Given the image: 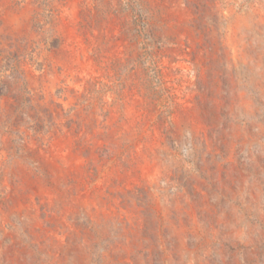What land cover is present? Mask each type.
Listing matches in <instances>:
<instances>
[{
    "label": "rangeland",
    "instance_id": "rangeland-1",
    "mask_svg": "<svg viewBox=\"0 0 264 264\" xmlns=\"http://www.w3.org/2000/svg\"><path fill=\"white\" fill-rule=\"evenodd\" d=\"M0 264H264V0H0Z\"/></svg>",
    "mask_w": 264,
    "mask_h": 264
}]
</instances>
